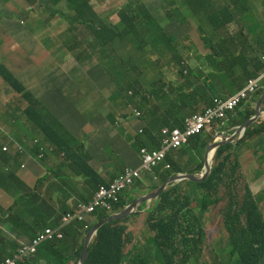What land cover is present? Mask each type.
Instances as JSON below:
<instances>
[{"label":"trees","instance_id":"trees-1","mask_svg":"<svg viewBox=\"0 0 264 264\" xmlns=\"http://www.w3.org/2000/svg\"><path fill=\"white\" fill-rule=\"evenodd\" d=\"M17 4H23V0H15ZM53 4L56 14L62 17V20H70L72 26L69 33L75 32L78 26L88 28L90 33L84 36L82 44L83 52L76 55V59H80L84 53L86 60H91L94 56L98 58V62L88 70L90 72L99 71L107 80L108 84L114 85L109 100L111 103H120V110L132 107L142 112L141 120L144 125L143 134L138 137V143L133 146V151L124 157L117 156L115 159V170L111 172V181L117 177L127 174L126 168L140 169L141 159L137 152L141 146L153 149L160 145L159 134L161 128H172L167 119L174 116L170 105L172 99L166 93L167 82L169 81V71L172 64L177 68V73L185 64V56L189 58L191 47L184 44L191 38L190 33L185 29V19L180 16V10L175 7V1H167L171 9L170 16L178 17L180 23L177 24L178 30L170 36L156 35L153 37L143 30H136L128 25V23L111 24L109 26H101L97 28L90 24L92 17V8L88 0H50ZM256 0H231L230 7H219L215 10H209L208 14L216 22V27L227 26L221 48L222 55L226 60L233 64H239L244 69L246 65L255 64V59H249L245 55L239 58L229 56L230 51L234 52L238 46H234L228 50L232 39L229 37L231 32L236 31L241 26L239 19L235 18L237 13L234 9H245V14L258 12V41H264V4L260 7L254 6ZM130 5L127 4L126 8ZM249 9V10H248ZM253 10V11H252ZM252 30V28H250ZM32 31V30H31ZM17 48L16 46L13 48ZM244 52L252 49L251 46H243ZM6 46L0 39V57L5 52ZM66 48L63 49L61 58L53 64L46 62L44 65L53 72L55 77L49 79V89L45 98H38L31 91V87L20 75L15 73L4 62L0 61V82L13 91L12 96H17V102L2 115L3 120L11 127L18 125L20 120V105H26L21 112L25 118L23 124L27 129V134L17 137V141L25 146L28 156L38 162H45L57 156L52 152L64 153L66 159L72 162L74 168L79 167L78 174L83 175L85 184L91 188L88 192H78L72 189L63 180V175H59L49 169L58 182L63 183L64 187L57 186L54 191L61 193L64 188L67 189V200L73 196H77L79 202L88 203L91 201L94 192L100 185L106 184V180L101 175L100 170H96L90 163L87 152H83L84 156L78 154V150L85 148L86 135L83 132L67 133L61 135L57 133L55 126L50 124L42 113L51 114L56 109H64L69 115H77L72 108L73 101L68 104L66 98L62 95L63 86L59 79L63 67L66 63ZM72 48L70 49V51ZM264 53V52H263ZM258 56V70L264 68V64L260 63ZM19 60H25L19 57ZM28 61V60H27ZM39 63H32L31 68H36ZM204 65L211 68L212 63L208 60ZM91 77V76H90ZM93 78V77H92ZM95 79V78H94ZM74 85H72L73 87ZM79 94V93H78ZM1 98L6 94L0 88ZM200 99L201 93L199 94ZM107 105V102L101 103V107ZM166 108L161 115L160 111ZM85 122L93 127L110 126L115 124L112 116L108 117V121L103 114H95L92 110L88 116L84 115V109H78ZM3 108L0 107V113ZM8 114V116L6 115ZM94 116V117H93ZM112 118V119H111ZM30 124L27 128L26 124ZM20 125V123H19ZM64 125V124H60ZM6 137L1 138L0 143V200L9 199L12 205L9 210H4L0 203V216L4 219V225L10 221L17 224V215L25 211L26 220L21 230V237L32 238L34 233L28 229L27 225H31L38 211H42L46 207L52 206L51 188L46 186L50 179L48 175L42 178L34 179L27 168L21 169L20 158L23 154L15 153L12 148L10 152H3L2 141ZM33 141L37 144L30 146ZM81 142V143H80ZM263 154L260 159H264ZM43 149V150H41ZM130 150V149H129ZM42 155V157H41ZM63 159V158H61ZM64 160V159H63ZM12 161V162H11ZM57 166V165H56ZM175 170L180 168L173 164ZM200 165L194 171L200 170ZM238 162L233 157L232 152L227 149L219 150L216 155L215 164L210 176L203 182L191 183L203 200H211L215 203L221 201L219 193L227 200V204L223 210L225 214V225L228 231V245L223 246V250L231 254L230 264H262L264 262V215L261 211L258 201V195L252 192V185L259 180H264V175L258 172L257 180L251 182H239ZM58 171H62V165ZM30 183L27 184L26 181ZM164 180L158 181L163 184ZM137 179L134 183L123 189L118 196L119 201L115 204V211H120L128 204L135 201L145 191H141ZM179 195L182 194L183 188L176 187ZM44 195V197L42 196ZM66 200V201H67ZM65 201V202H66ZM64 202V203H65ZM64 203L59 205L65 206ZM157 202L148 211L146 224L149 229L155 232L152 237L144 238L129 236L126 221L111 222L100 228L97 236L92 241L89 256L86 264H172V256L184 259V252H191V245L187 242L183 243V249L179 247H171L172 239L170 236V228L163 226L158 222L162 216V205ZM7 211L8 215L3 216V212ZM155 212V213H154ZM140 212L133 216L139 215ZM95 220L87 224L86 222L75 223L65 229L64 239L47 243L38 248V252L30 259L25 260L21 264H38L41 259L46 260L48 264H68L69 260L62 263L64 253L73 252L79 256L81 254L84 240L89 229L97 222L102 221L109 216V212L98 210L94 213ZM51 217V216H50ZM157 217V218H156ZM201 221V218H200ZM27 224V225H26ZM52 226L57 225L54 220L50 223ZM2 222H0V260L10 257L20 244H10L2 234ZM10 231H13L11 226ZM163 234V236L160 235ZM148 243V245H147ZM129 244L132 247L129 248Z\"/></svg>","mask_w":264,"mask_h":264},{"label":"clouds","instance_id":"clouds-1","mask_svg":"<svg viewBox=\"0 0 264 264\" xmlns=\"http://www.w3.org/2000/svg\"><path fill=\"white\" fill-rule=\"evenodd\" d=\"M23 1V4H17L15 0H0V7L8 10L16 20L18 19L24 24L25 41L29 44V47L20 56L33 59L36 63H39L35 80L36 88L31 87V91L35 92L38 98H45L49 89V79L55 76L48 66L44 64L46 62L53 64L58 61L64 48H66V63L64 67L69 62L71 56L74 60L69 69L65 72L62 71L59 77L63 86L62 95L66 98L67 104L71 100L73 101V99L66 94L65 90L70 84L77 83L80 76L88 79L91 84L99 86V82L96 79L87 75V71L98 62V58L94 56L91 60H86L83 53L79 60L76 59V55L83 52L85 46H83L82 41L84 40V36L90 33L89 29L82 26L85 28L82 33L76 29L75 33L72 34V38L80 44L81 50L77 51L69 42H59V37L62 33L58 35L54 34V23L58 25L67 24V30L70 29L72 23L68 19L62 20V17L56 14V10L50 0ZM99 1L103 2L105 0ZM167 1L169 0H158L156 3L144 0H124L119 7V13L116 12L111 16L110 13L104 14L100 12L95 6V2L88 0L92 8L90 24L99 28L122 22L128 23L130 27L136 30L145 31L150 37L156 35L170 36L178 30L177 24L180 23V20L178 17L169 15L171 9ZM174 1V6L181 12L180 16L185 19L183 27L190 33L192 42V44L189 41L184 42L186 46L191 47L189 58L185 56L186 65L177 73V68L172 64V69L169 71L166 93L172 99L173 103L170 107L174 112V116L168 118L167 121L171 125H174V127L161 128L159 134V141L161 143L157 147L148 149L145 146H141L139 148L137 154L141 159L140 169L126 168L127 174L123 175L124 187L117 193V201L114 202V208H116L115 204L119 201L118 196L123 189L130 187L134 183V179H137L138 183H141L139 186L141 191L147 190L145 188L147 186H151L149 191H152L150 193H147L149 192L147 191V194H141L136 200L156 194L166 182H169L166 188L153 198H159L157 205L161 204L163 209L162 216L156 218L159 220L163 216H167L176 225L181 236L187 234L186 238L178 245L174 243L171 224L163 225L171 229L172 248L177 246L184 250V242L191 245L190 253L183 251L185 254L184 259L172 256V264H222L214 259L203 262L202 257H194V254L197 253L195 223L200 221V218L201 221L206 220V216L211 208L221 203L222 197L220 193L222 190L219 193L221 199L219 203L211 200L205 201L200 198L191 183L203 182L210 176L219 150L227 149L232 152L233 157H236L238 162L237 172L242 167L241 161L244 160L243 157L249 158V162L257 164L259 161L264 160L260 159L263 154L261 147H264V137L258 146L248 147L246 143V140L257 139L260 135H264V83L262 82L264 68L258 70V50L252 48L244 52L242 48L244 45L250 46L244 35L245 17L249 14H252L253 18L248 19L247 26L249 29L252 28L251 31L255 36L256 43L258 41V12L252 10V13L245 14V9H239L236 13L238 14L237 19L241 22V26H238L237 30L232 31L229 36L232 41L229 44L228 50L234 48L235 45L238 46L236 51H230L229 56L237 59L245 55L249 59H255V64L246 65V69H244L239 64L228 62L222 55L223 49L221 46L223 40L221 37L224 35L227 26L217 28L215 20L208 14L209 10H215L219 7H230L233 9L234 6L231 5V0ZM127 4L130 5L129 8H126ZM262 4H264V0H256L254 6L260 7ZM73 26L76 28L75 24ZM38 32L42 35L41 37L38 36ZM2 42L5 45L3 40ZM15 46L17 47L15 49H19L18 44ZM71 48L72 50L70 51ZM38 54L41 56L37 57L36 55ZM206 60L212 63L211 68L204 65ZM260 63L264 64L261 61V57ZM234 68L241 71L235 72ZM21 80L23 81L22 78ZM113 88L114 85L112 84H108L105 88L110 91L109 97ZM207 88L212 90V94L206 93ZM200 93L201 99L199 97ZM109 97L108 102L112 105ZM116 106L120 107V103L118 102ZM72 108L81 118V124L75 130L72 129L71 124L62 122L64 125L56 126L45 119L55 126L57 133L61 135L83 132L86 135V146L84 149L88 153V157H85V159L88 158L87 160H90L91 165L96 170L102 172L101 175L111 173L115 170L116 157L120 156L124 158L129 151H133V146L138 143V137L143 134L144 125L141 120V111L127 107L118 113L125 120H121L119 123L115 122L114 125L110 126L93 127L91 123L89 126L84 121L75 104ZM165 109L160 111L158 115H161ZM94 111L98 110L94 109ZM42 114L45 117V114ZM104 118L107 120L105 116ZM131 119L138 123L136 131L129 130L126 126L128 120ZM29 125L27 123V128ZM117 127L121 128L117 130ZM93 134L94 138L89 142V137ZM103 134H112V139L105 141L102 137ZM1 138L3 137L0 136ZM118 142H122L123 145L118 146ZM132 142L136 143L131 145ZM246 150H248L246 155H242V152ZM52 152L57 155L52 158L58 163L62 157H59L55 150H52ZM20 153L23 154L20 158L21 169L27 168L31 176L34 177L33 172L29 169L33 158L28 156L26 151L25 153ZM207 158L210 171L207 176H204ZM63 159L67 165H72L71 161L66 158ZM173 164H176L180 169L175 170ZM199 165L201 167L200 170L194 171ZM201 172L203 175L199 180L191 181L187 179V176ZM79 176L84 180L85 177L83 175ZM160 180H164L163 184L156 185ZM241 180L242 176L239 175L238 184L241 183ZM24 181L27 184L30 183L29 180ZM112 184L114 183L111 179H107L106 184L99 187L109 188ZM177 186L183 188L181 195H179L176 189ZM147 201L145 200L141 205L146 204ZM111 202L113 200H110ZM1 208L9 210V208ZM7 215V211H4L3 216ZM19 215L16 216L18 220L17 224L12 223L13 231L8 240L21 236L22 225L19 224H24V222L19 220ZM74 218L75 220H64L58 225L57 232L54 234L55 241L64 239L65 229L69 226L74 225L76 222L81 223L86 221L81 216L75 214ZM0 222H2V234L6 238L3 226H6L8 223L4 225V219L1 216ZM223 225L227 231L225 219H223ZM153 233L155 235L154 231ZM227 233L228 231L225 232V235ZM48 234L49 232L45 229V235ZM160 235L163 236L162 233ZM231 260L230 258L228 264L231 263ZM5 262L7 264H20L15 259V253L10 257H6Z\"/></svg>","mask_w":264,"mask_h":264},{"label":"rangeland","instance_id":"rangeland-1","mask_svg":"<svg viewBox=\"0 0 264 264\" xmlns=\"http://www.w3.org/2000/svg\"><path fill=\"white\" fill-rule=\"evenodd\" d=\"M123 1L124 0H105L103 2H100L99 0H93V2H95V6L98 8L100 12L104 14L110 13L111 16L114 15L116 12L119 13L120 11L119 7L123 3ZM144 1L156 2V3L158 2V0H144ZM236 12H237L236 9H234V13ZM235 18H237V16H235ZM250 18H253L252 14H249L245 17L246 22H245L244 35L247 38L246 40L248 41L250 46L255 50H258V56L261 55V61L264 62V53H263L264 41H261L258 44L256 43V39L253 32L247 26V21ZM17 20L11 15V13L8 10L0 7V39L4 41L6 46L5 52L7 53V55L2 54V57L3 56L5 57L2 59L0 57V61L4 62L15 73L20 75V77L26 83H28L30 87L36 88L35 80L39 66H37L36 68H31L32 63H34L35 61L33 59H28L23 56H20L26 50V48L29 47V44L25 41L24 24L21 21L19 20L17 21ZM67 28H68L67 24L58 25L57 23H54L53 32L55 35L62 33V35L59 37V42L67 41L70 44H72L77 51L81 50L80 44L75 39L72 38V35H70L69 33L70 29L67 30ZM76 28L80 31V33H82L85 30L84 27L78 25H76ZM38 36L41 37L42 35L38 32ZM16 44H18L19 49L14 50L13 47ZM36 56L40 57L41 55L38 54ZM19 57H22L25 60H19ZM73 63L74 60L73 57L71 56L69 62L63 68V72L67 71ZM234 71L240 72L241 70L234 68ZM89 74L91 77L95 78L99 82L98 84L100 87L91 84V82L88 79H85L84 77L80 76L77 83L70 84L65 90L66 94L72 97L75 107L77 109H84L83 111L85 116H88V114H90L92 110L96 109L98 111L92 112L95 114L94 116H97L98 114H103L107 118V120L108 117L112 116V118L116 121V123H119L121 120H125L123 117L118 115V113L121 111L120 107H117L116 104L114 103H112L111 105L108 102L110 91L105 89L108 86L106 78L99 71H92ZM262 82L264 83V74L262 75ZM72 85L74 86L72 87ZM0 88L6 94V96L3 98H1L0 96V107L3 108V111L0 113V136L3 138L6 137V139H4L3 141V152L8 153L12 148V150L15 153L17 152L25 153V146L17 141V137L18 135L21 137L27 133V129L23 124L25 118L21 113L26 108V105H22L21 103H18L20 105V112H19L20 120H18V125L14 124L11 127H9L6 121L3 120L2 115L7 111L9 107L12 106L13 103H15V101L17 102L18 97L12 96L13 91L8 87H6V85H4L2 82H0ZM33 93L35 94V92ZM206 93L212 94V90L210 88H207ZM104 102H107V105L104 106V108H102L100 105L101 103L103 104ZM6 115L8 116V114ZM45 118L50 123H53L56 126H59L60 124H62V122H65L66 124H71L72 129L74 130L77 127H79L81 124V118L78 115L71 116L64 109H56L51 114H45ZM126 126L129 130H131V128L136 130L138 128V123H134V120L131 119L128 120ZM120 128L121 127H117L116 129L119 130ZM102 137L105 141H109L110 139H112V134H103ZM263 137L264 135H260L257 139L246 140V143L248 147H252L255 145L258 146V144L262 142ZM93 138H94V134L89 137L90 139L89 142H91ZM37 142L38 141L31 142L30 146L37 144ZM135 143L136 142H132L131 145H134ZM117 145L121 146L123 145V143L118 142ZM84 151L85 149H80L78 150L77 153L82 155L83 157ZM247 152L248 150L242 152V155H246ZM58 156L62 158H66L64 153H59ZM243 159L244 160L241 161L242 167L238 171V174L242 176L241 183L242 182L252 183L258 177V172L264 175V160L259 161L257 164V163L249 162V158L243 157ZM61 165H62V171H58ZM78 168L79 167L77 166L76 168H74L72 165H67V163H65V161L61 158L59 159L58 163L54 159H49L44 163L32 159V163L29 165V169L33 172L34 179L37 180L39 178L44 177L45 175H48L50 177V179L46 183V186L51 188L52 201L50 202V204L52 206L46 207L42 211H38V213L33 219V222L31 223L32 225L35 222L34 226H29L26 224L28 229L31 230L35 235V237L32 238L31 240L30 238H24L21 236H17L15 238H11L10 240H8V237L11 235L10 229L11 226H13V224L12 222H8L6 226H3L6 236L5 240L12 245L20 244V246L14 252L15 259L18 260L20 264L25 260L32 258L38 252V248L40 246L55 241L54 234L57 232L58 225L64 220H69V219L75 220L74 214L81 216L86 220L85 222L89 224L90 222H93L95 220L94 213L98 210H105L106 212H109L108 217L121 212V210L115 211L114 208L115 201L111 203L109 202L108 206H106L107 200L104 195L105 190L102 189L101 187H98V189L94 192L91 201H89L88 203H84L81 201L79 202L80 199H78L77 196H73L67 200L65 198L68 195L66 188H64V190L61 193H57L54 191V189L57 186L64 187V184L58 182L57 179L53 176V173L51 171L59 175H63L62 178L65 181V183L75 191L84 193V191L88 192V190H91V188H89L85 184V181L82 179V177L78 175L79 172ZM49 169L51 171H49ZM102 176L106 180L111 179V173H104ZM112 182L113 183L123 182V175L117 177ZM150 187L151 186L145 187L147 190H145L144 193L149 191ZM251 187L253 194L255 196L258 195L260 208L264 215V180L263 179L260 180L256 184H253ZM150 192L152 191H149L147 193ZM42 196L44 197V195ZM220 196L222 197L221 193ZM158 199L159 198L157 197L153 200H148L144 205L141 204L138 205L137 211L135 213L131 214L128 218L124 220H120V221H126L130 218L127 222L129 236L132 237L137 236L144 241V238L148 239L149 237H152L154 235L153 230L147 227L146 217L147 214L149 213L148 211L152 208V206H154V204L157 202ZM136 201L125 206L124 209L128 208ZM0 203H2L5 208H9L12 205V201L9 199H6L4 201L0 200ZM60 203H64L65 206L59 205ZM226 204H227V200L222 197L221 203L212 207L211 210L208 212L206 216V220L197 221L195 223L196 234H197L196 236L197 253L194 254V257H202L203 262L204 261L207 262L208 260L214 259L217 262H221L222 264H228L229 259L231 258V254L223 250V246L228 245V233L227 235H225V232L227 231L225 230L223 225V219H225V214L223 210ZM138 212H140L139 215L133 216ZM19 220L21 222L26 220L25 211H23L19 215ZM53 220L54 222L57 223V225L52 226L50 224ZM158 222L161 223L162 225L171 224L172 237L174 239V243H177L179 245L183 241V239L186 238L187 234L181 236L178 232L176 225L172 221H170L167 216H163L161 219L158 220ZM45 229H47V231L49 232L48 235H45ZM88 233L86 234V237ZM95 236H97V234ZM95 236L93 237V239L95 238ZM92 241L90 243L89 250ZM131 247L132 244H129V248ZM74 252L75 251L64 253L62 263H64L65 260H69L68 264H80L81 254L77 256ZM88 256H89V251L84 264H86ZM5 259L6 258L0 260V264H7L5 262ZM38 264H48V262L46 260L41 259ZM190 264H194V263H190Z\"/></svg>","mask_w":264,"mask_h":264},{"label":"water","instance_id":"water-1","mask_svg":"<svg viewBox=\"0 0 264 264\" xmlns=\"http://www.w3.org/2000/svg\"><path fill=\"white\" fill-rule=\"evenodd\" d=\"M210 171V165L208 162V158H207V166H206V173L204 174V176H207V174ZM203 173H196V174H191L189 176H187L189 180L191 181H197L202 177ZM167 184H169V182H166L158 191L156 194L153 195H148L145 197H142L140 199H138L135 203H133L131 206H129L126 209H123L121 212L116 213L108 218H106L105 220H102L100 222H98L88 233L86 239H85V243H84V248L83 251L81 253V260H80V264H84L86 257L88 255V251H89V246L90 243L93 239V237L98 233V231L100 230V228H102L105 224L110 223V222H114V221H120V220H124L126 218H128L131 214L135 213L137 211V207L138 205L142 204L145 200H152L155 195L161 193L167 186Z\"/></svg>","mask_w":264,"mask_h":264},{"label":"built area","instance_id":"built-area-1","mask_svg":"<svg viewBox=\"0 0 264 264\" xmlns=\"http://www.w3.org/2000/svg\"><path fill=\"white\" fill-rule=\"evenodd\" d=\"M129 176H131L129 174ZM124 181V179H123ZM124 187V184L123 182L121 183H114L112 184L109 188L107 187H101L102 189L105 190V198H106V206H108V203L110 202V200H113V201H117V193Z\"/></svg>","mask_w":264,"mask_h":264},{"label":"crops","instance_id":"crops-1","mask_svg":"<svg viewBox=\"0 0 264 264\" xmlns=\"http://www.w3.org/2000/svg\"><path fill=\"white\" fill-rule=\"evenodd\" d=\"M134 123H136V121H134ZM131 130H132V131H136L137 129H136V130H134L133 128H131ZM54 165H55V164H54Z\"/></svg>","mask_w":264,"mask_h":264}]
</instances>
